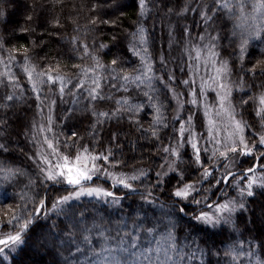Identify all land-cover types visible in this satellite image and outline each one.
Masks as SVG:
<instances>
[{"label":"snow or ice","instance_id":"1","mask_svg":"<svg viewBox=\"0 0 264 264\" xmlns=\"http://www.w3.org/2000/svg\"><path fill=\"white\" fill-rule=\"evenodd\" d=\"M171 3L173 0H160L159 7L165 8ZM18 6L19 0H0V52L8 53L6 67L18 63L16 57L19 50L16 47L5 49L4 45L17 38L18 33L32 36L35 33V28L31 27L34 22L45 30L48 24V17L38 13V6L33 2L31 6L23 5L25 24L29 27L19 26L11 19ZM129 8L138 9L128 50L139 57V64L131 72L122 67L128 61L120 53L115 35L111 45H100L101 50L117 48L113 53L114 59L108 65L101 63L87 44H82L78 37H72L71 51L78 53L77 58L91 57L94 61L91 66L74 65L78 70L75 78L53 72L50 68L47 71L36 70L31 65L29 49L24 48L23 71L36 96V108L42 113L47 106L49 115L46 124L43 120L39 127L35 120L32 123L31 139L35 141L37 150L33 155H25L35 164L34 178L19 166L15 167V171L6 166L0 167L5 181L28 176V183L19 192L8 190L14 188L18 180L0 185V264H214L212 256H219L221 251L218 243L225 245L224 264H264V200L258 205L256 203L258 196L264 197V163L260 162L264 161V151H257L264 149V60L258 59L250 67H245L250 63L251 42L264 43V0H250V3L249 0H211V3L201 0L196 7L186 4L181 13L191 8L200 17L193 23L198 30L201 27L204 29L193 45L196 56L189 55L187 65L183 61L176 65L174 59L170 61L161 51L160 75L154 68V57L148 47L150 37L141 21L147 10L146 0H131L130 4L126 0H111V3L99 0L90 11L99 12L101 16H107L109 11L119 12L120 18H123V10ZM181 13L176 14L178 20L186 19ZM172 14L173 8L169 7L168 15ZM233 17L247 22L239 33L236 31L239 24L231 32L228 30L229 18ZM97 19L93 17L91 23L95 24ZM53 23L60 25L59 18ZM100 23L118 26L117 20L101 19ZM52 35L55 33H51L50 38ZM169 36H172L171 27ZM183 37L185 51H190L187 47L192 38L190 25L183 27ZM32 46H36L35 39ZM228 48H232L228 56L233 59H220L221 53ZM261 55H264V48H261ZM47 58L46 55L42 59ZM201 61L207 79L199 75ZM3 62L4 58L0 56V63ZM170 63L173 64L171 68ZM177 67L181 75L187 68L190 78L178 79ZM209 67L211 73L208 72ZM236 71L240 73L239 84L233 85L230 77ZM7 75L9 83L20 89L10 69ZM72 83L75 87L69 89L68 85ZM133 83L146 85L149 89L144 96L153 110L150 129L143 128L139 122L144 103L133 104L121 98L116 100V104L124 106L123 111L120 107L107 111H97L93 107L95 103L112 99L103 94L102 85L127 92L128 86ZM157 83L166 89L165 97L171 93L177 105L170 125L165 122L163 104L155 96L161 90ZM44 85H48L50 90L58 86L57 92L52 95L58 97L60 104L64 103L66 96H71L72 106L67 107L61 125L70 135L65 134L63 141H59L55 134L52 139L47 135L53 132L51 111L58 106V101L48 100V95L43 92ZM178 87L188 89L187 100L183 99V93L176 91ZM253 89L257 91L248 96ZM210 90L216 93L211 103L207 98ZM237 91L240 94V111L233 103ZM85 93L86 111L91 113L86 129L89 144H83L80 129L75 124L69 127L70 121L83 119L75 117L74 112L80 103L79 97ZM20 95L23 97V89H20ZM7 99L14 100L15 97L9 95ZM189 104L195 110H188V115L181 118ZM249 104L253 105L250 110L251 124L243 118ZM201 110L206 136L204 132L196 131L197 127H201L196 122ZM125 116L130 127L135 126L136 131L142 134L151 131L156 140L160 139L161 125L165 130L172 127L168 143L162 145V150L160 145L157 146V158L162 154L164 164L154 176L151 168L134 169L131 174L116 171L118 166L125 164V161L117 159L116 153H123L125 147H130L132 151L142 147L135 141H129L128 133L118 123ZM212 116L217 119H211ZM256 120L260 121V131L253 130V139L249 140L246 132L249 128L255 129ZM113 121L117 122L115 130ZM219 121H223L226 135H221ZM105 124H108L107 128ZM0 127L4 129L0 131V140L4 141L0 142V154L7 156L10 155L8 145L12 142L6 137L9 122L0 119ZM37 131L45 134L42 141L37 138ZM25 136H28L27 131ZM105 137L108 147L103 151L97 150L94 146L104 143ZM144 138L147 139V136ZM61 143L63 152L59 148ZM41 144L46 145L47 151L41 149ZM73 146H76L75 155L72 154ZM253 156L256 163L241 167L245 158L251 161ZM193 173L196 178L190 179ZM33 188H42L44 195L39 196L37 190L29 196L28 192ZM225 189L234 190L236 194L230 195ZM61 190L64 194H60ZM213 196L217 199L213 200ZM85 197L107 205L112 212L105 209V216L93 215L89 208L77 203ZM129 199L133 206L125 211V201ZM11 200H16V204H5V201ZM116 213L122 215L113 219ZM5 228L8 230L4 231ZM244 233L249 237L247 251L244 250ZM256 245L260 249L259 257L254 250ZM215 264H220V261Z\"/></svg>","mask_w":264,"mask_h":264},{"label":"trees","instance_id":"2","mask_svg":"<svg viewBox=\"0 0 264 264\" xmlns=\"http://www.w3.org/2000/svg\"><path fill=\"white\" fill-rule=\"evenodd\" d=\"M175 3L181 5L185 0H174ZM33 2L36 3L37 12L43 13L48 17V24L46 30L44 28L36 26V22H34L31 27L35 28V33L32 36L27 34H17V38L12 39L8 44L4 45L5 49H11L16 47L19 50V54L17 55L18 63L14 65H7V51L0 52V56L4 58V62L0 63V119L7 120L9 122V129L7 130L6 137L11 139V143H9L8 147L10 150V155H3L0 154V167L6 166L11 168L15 171V167L19 166L24 168L25 171L31 174L34 178L35 171L30 167L28 164V160L25 156V152H21V147L19 146L22 143V138L18 137V139H14L11 135L19 136L21 130V124L15 123L17 120L16 113L21 111L23 114L26 112H30V116L37 111L36 108V96L31 91V87L28 83V79L26 74L23 71L24 67V48L29 49V56L30 62L32 66H35L36 70L38 71H47L49 68L53 72H60L63 75L69 77H77L78 70L75 69L74 65H84V66H91L94 61L91 57L85 59L77 58L78 53L72 52L71 49L73 48V44L70 42L72 37H78L82 44H87L89 46V50L97 55L100 59V62L108 65L112 59H114L113 53L117 51V48L109 49H100L101 44H108L111 45L113 43L112 37L115 35L118 38V45L120 53L124 58L127 59L128 63L123 64L122 67L125 71L131 72L133 68H135L139 64V57L133 56L132 52L128 50L129 41L132 39L130 33L135 30V22L138 19V9H126L123 10L125 15L123 18H120L119 12H108L107 16H101L99 12L90 11L92 5L94 3H98L99 0H59V2H55V0H19V6L17 7L16 11H13L11 14V19L14 23H18L19 26L22 27H29V25L25 24V11L23 5L26 3L27 5L31 6ZM111 3V0H108ZM127 3H131V0H126ZM201 0H189L187 4H191V6H196L200 3ZM206 3H211V0H204ZM250 3V0H249ZM160 4V0H146L147 10L145 16L141 18L142 23L144 24L146 30L149 34V52L154 57V68L157 72V75H160L158 72L159 65L157 62V52L159 48L161 49L160 44V35H161V25L156 22V18L158 17L159 11L158 7ZM43 7H40V6ZM158 6V7H157ZM214 6V5H213ZM181 6H178L180 8ZM190 11V10H188ZM184 12L182 15L186 16V19H179L177 15L174 14V20L176 21V32L182 34L183 27L185 25H192L193 21L197 19V13H193L190 15L189 13ZM93 17H97L95 24H92L91 21ZM59 18L60 25H55L53 20ZM101 19H108V20H117L118 26L111 27L109 25L101 24ZM190 19V20H189ZM189 20V21H188ZM247 22L244 21H237L235 18H229L228 23V30L234 28L235 25L239 24L240 27L236 28L237 33L241 32L243 28L246 26ZM195 24V23H193ZM55 33L50 38L51 33ZM43 33V34H41ZM63 38V39H62ZM35 39V48L32 46V40ZM43 41V43H41ZM154 41V47H153ZM160 41V42H159ZM226 43V42H225ZM23 45L24 47H21ZM261 48H264V43L259 41H252L249 52L250 55L248 57L250 63L246 64L245 67H250L252 63H255L256 60H264V55H261ZM80 51H83L81 47ZM227 51L232 52V48H228ZM47 55V59H42ZM239 65V62H236ZM59 65V68H57ZM13 73L14 78L20 84V89H23V97L20 95V89H17L15 86L9 83V77L7 75L8 70ZM119 71V68H118ZM101 75H107L106 73H101ZM259 75V74H258ZM78 82V80L76 81ZM69 89H74L75 84H69ZM103 94L105 96H111L112 99L106 101L104 103H95L93 107L97 111H107L109 109H114L117 107L121 108V111L124 110V106L117 105L116 100L121 98H126L130 103H144L145 107L139 114V122L140 125L143 126L145 129H150L152 125V116L153 110L150 105L147 103V97L144 96V93L149 91L146 85L137 86V84L133 83L128 86L127 92L123 89L119 91L110 88L109 86H103ZM157 87L161 90L155 94L156 99L159 100L160 103L163 104V115L165 118V122L169 125L172 121V116L170 113L171 109V101L169 95L165 97L166 89H163L157 83ZM58 88V86H57ZM50 91L48 85L43 86V92L45 94ZM9 95H13L15 97L14 100H8L7 97ZM85 93L84 96H80L79 100L80 103L75 107L74 115L79 119L78 121H70L69 127H73L75 124L76 128L80 129V137L83 140V144H89V138L87 135V125L89 123V118L91 117V113L86 111L88 108V103L85 100ZM64 102H66L64 111L59 115V122L57 123L59 129L61 130L62 134L65 137V134L70 135L66 128L62 127V121L64 120V113L67 107H71V96L68 95L65 97ZM155 102V101H154ZM13 117V119H11ZM113 130H115L116 121H113ZM118 123L122 124L124 127L125 132L128 133V140L135 141L138 145H142V147H136L135 151L130 150V147H125L123 153H116L117 159L125 161V164H132L134 162H141L148 161L149 163L155 162V166L153 168H157V163H159V157L157 158V146L160 145L162 147L163 144L168 143V134L172 132V127L169 126L166 130L163 128V125L160 126L159 131L161 133L160 139L156 140L151 136V131L146 134H142L141 132L136 131L135 126H129L128 118L125 116L124 120L119 121ZM28 126V124H27ZM26 126V127H27ZM25 127V130H29L30 128ZM105 128L108 127V124L104 125ZM0 131H4L2 127H0ZM147 136V139L144 136ZM107 140L105 137L104 142ZM0 142H4L0 140ZM119 143V142H118ZM17 146V147H14ZM60 145H63L62 143ZM103 144H97L94 147L97 149ZM151 145V147L149 146ZM64 147V146H63ZM76 146H73L72 150H74ZM144 157V158H143ZM13 180H18L19 183L13 188L10 187L9 191H16L19 192L24 185L28 183V176H19L13 177L12 180L5 181L4 175L0 172V185L4 184H11ZM106 187V185H105ZM109 187V185H108ZM28 191L27 189H24ZM39 191V196L44 195V191L42 188H33L30 192H28L29 196L34 195L36 191ZM64 190H61L60 194H63ZM119 194V193H118ZM55 195V193H52ZM39 196L36 197L38 202ZM216 196L213 197V200ZM82 207H87L91 210L93 215L97 216H105V209L109 213L112 212V209L109 208L107 205H104L100 202H97L90 199H82L81 201L77 202ZM5 204H16V200L5 201ZM95 205V207H93ZM31 202H28V207L30 208ZM132 200L129 199L125 201V211H129L132 207ZM122 213H116L112 218H118ZM151 215V213H150ZM127 219V217H126ZM129 223L131 221L129 220ZM7 228H5L6 230ZM238 236V234H237ZM248 234L244 233V250L247 251L248 246L246 241L248 240ZM218 247L221 249L219 256L213 255L212 260L215 264L217 260L220 261V264H224V247L223 243H218ZM254 250L257 252V256L260 255L259 246H254ZM94 257H88V259H93ZM241 259H248L247 257H242Z\"/></svg>","mask_w":264,"mask_h":264},{"label":"rangeland","instance_id":"3","mask_svg":"<svg viewBox=\"0 0 264 264\" xmlns=\"http://www.w3.org/2000/svg\"><path fill=\"white\" fill-rule=\"evenodd\" d=\"M188 1L189 0H185V1H183V3L181 5H178L173 0V3L169 4L168 7L161 8V7L157 6L159 14H158V17L156 18V22H157V24L159 23L161 25V35H160V41L161 42L159 41L160 44H161L160 45L161 49L159 48V51L157 52L158 65H159V55H160L161 51H163L168 56L170 61L174 59L176 65H180L181 61H183V63L185 65H187V63L189 62V55H191L193 58H195V56H196V51H195V48L193 47V45H195V43L199 40L200 32L204 31L203 27H201L198 30L197 27H196V24L192 23V25H195V26L191 27V32H192L191 44L187 45V47L190 49V51H185L186 45H185V38L183 37V32H182V34H180V33L178 34L176 32L177 25H176V21L174 20V14L176 15L177 13H181V10L185 8V6L188 3ZM178 6H181V7L178 8ZM169 7L173 8V14L171 16L168 15V8ZM191 7H196V6H191ZM189 10L190 11H188V13L190 12L189 14L193 15L194 12L191 11V8H189ZM181 14H183V13H181ZM196 20H200V17L198 15V13H197V19ZM201 23H202V21H201ZM170 27L172 28V36L171 37L169 36V28ZM212 31L214 33L215 29L213 28ZM206 42L207 41H205V43ZM228 53H230V52L227 51V50L223 51L221 53L220 59H226V58L230 59V60L233 59V58H230L228 56ZM169 67L170 68L173 67V64L170 63ZM236 67L238 68V64L237 63H236ZM158 72H159V69H158ZM208 72L211 73V67H209ZM199 75L200 76H205V79H207V76L205 75V68L203 67V61H201V67H200V74ZM176 76L180 80L186 79V78H190L188 76V74H187V68H185L184 75H181L179 67H177ZM239 76H240V73L238 71H236V72H234L232 74V76L230 77V80H231L233 85H238L239 84ZM165 79H166V77H165ZM196 79H197V88H198L199 87V76H197ZM259 79L260 78H259V75H258L257 82H259ZM57 90H58V88L57 89H51L50 91H48L47 95H48V100L49 101H51L52 99H57V101H58V97L52 95V93L57 92ZM176 91L179 92V93H183L184 94L183 95V99H185V100L188 99V97H187L188 89L186 87H178L176 89ZM255 91H257V89H253L252 92H249L248 96H251L253 94V92H255ZM168 95H169V98H170V101H171L170 113H171V116L173 118V116L176 115L175 109H176L177 105H176V102L172 99L171 93H168ZM239 95H240L239 91L234 93L235 99L233 100V103L237 105V111H240L239 106H238ZM207 98H208V101L210 103L213 102L215 100V98H216L215 91L210 90L207 93ZM65 104H66V102H64L63 104H60L59 101H58V106L52 108L51 114H52V117H53L54 127H53V132L47 134L50 139H52L53 138V134H55L56 136H58L59 141H63L64 140V135L62 134L61 130L59 129V126H58L57 123L59 122L58 121L59 120V115L61 113H63V111H64L63 109L65 107ZM252 107H253V105L249 104L248 110H245L244 114H243V118L245 120H248L250 124L253 122L252 119H251V115L252 114L250 112ZM188 110H193L194 111L195 109L193 108L192 105H190V104L187 105L186 106V110L184 111L183 116L181 118H185L188 115ZM16 115L18 117H17V120H15V123L21 124V130H20L19 136H16V135H13V134L11 136L15 140L18 139V137L22 138V143H20L19 146L23 149V152H25V154L33 155L36 152L37 148H36V146H34L35 145V141H33L31 139V137H32V123H33V120H35L36 123H37V126L39 127L41 121L43 120L44 123L46 124L47 117L49 115L48 107L46 106L42 113H40L39 110L34 111V113L31 116H30V112L29 111L24 113V114L21 111H19L18 113L15 114V116ZM11 119H13V117H11ZM211 119H217V118L215 116H212ZM196 122L199 125H201V127H197L196 131L197 132H204V135L206 136L207 135V131L203 127V124H204L205 120H204V114H203L202 110L199 112L198 119H197ZM219 123H220V128L222 129L221 135L222 136L226 135V131L224 130L223 121H219ZM27 124H28V126H27ZM255 124H256L255 129L249 128L247 130V132H246V136H247V138L249 140L253 139V137L251 136V132L253 130H255L257 132L260 131V121L256 120ZM26 126L30 128L28 131L25 130ZM177 127H179L178 124H177ZM26 131L28 132V136L27 137L25 136V132ZM44 135L45 134L39 133L37 131V138L39 140L42 141L44 139ZM122 137H123V133H122ZM102 144L103 145H101L99 148H97V150L103 151L106 147H108L107 140L104 143H102ZM165 144H167V143H165ZM17 146L14 145V147H17ZM40 147H41L42 150L47 151L46 145L41 144ZM59 148H60L61 152L64 151L63 145H59ZM161 150H162V147H161ZM257 151H264V149H257ZM75 153H76V148L74 150H72V154L75 155ZM144 159H146V158H144ZM144 159H142L141 162L137 161V162H134L132 164H124L123 167H119L118 166L116 168V171L127 172V173L131 174L134 169H140V168L149 169V168H151L152 169V173L151 174L154 176L155 172L159 169L160 165L164 164V158H163L162 154L159 156V163H157V166H156L157 168H153L155 166V162L149 163L148 161H143ZM27 162L30 165V167L34 171H36V167H35V164L33 163V161L32 160H28ZM260 162L264 163V161H260ZM252 163H256L255 156H253L251 161H249V160H247L245 158V163L243 165H241V167H249V166H251ZM165 170H167V166L166 165H165ZM195 178H196V174L193 173V175H192V177H190V179H195ZM97 183H100V181H97ZM105 185H106V187H108V184H105ZM204 186L208 187L207 184H205ZM225 192H228L230 195H233V196L236 194L234 190H230V189H225ZM63 194H64V191H63ZM85 198L90 199L89 197H85ZM85 198H83V199H85ZM215 199H217V197H215ZM261 200H264V197L258 196L257 200H256L257 205L260 203ZM7 230L8 229H6V230L4 229V231H7Z\"/></svg>","mask_w":264,"mask_h":264}]
</instances>
